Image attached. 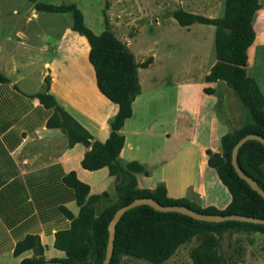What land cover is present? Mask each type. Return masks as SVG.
<instances>
[{
  "label": "trees",
  "instance_id": "obj_1",
  "mask_svg": "<svg viewBox=\"0 0 264 264\" xmlns=\"http://www.w3.org/2000/svg\"><path fill=\"white\" fill-rule=\"evenodd\" d=\"M36 8L46 13L70 14V30L83 37L88 45L87 60L93 70L97 91L117 107L108 124V137L100 143L91 141L88 132L48 94L47 77L43 79V91L33 95L43 108L51 111L46 128L59 129L65 135L68 147L74 144L89 147L80 166L87 171L105 167L108 175L115 180L114 199L111 200L106 193L87 197L88 187L79 182L72 172L62 178L63 184L73 190L79 210L75 218L62 210L70 220V225L67 230L55 233L53 248L63 252L64 258L52 259L51 262L100 264L105 253L107 226L113 213L139 198L152 199L162 206H182L199 214L241 215L264 219V201L237 177L229 162L233 145L244 135L254 134L264 139V99L255 82L245 72L246 50L255 38L252 20L260 8L258 0H223L222 14L216 18H206L182 10L171 14L180 27L195 23L213 27L214 64L203 77V81L224 83L242 105L246 106L254 121L252 126L223 135L220 138L221 153L205 151L206 165L213 169L230 197L229 203L221 211L213 207L201 209L187 198L169 199L162 184H157L152 190L138 188L135 175L147 176L148 172L137 162L124 163L118 159L123 144V137L118 131L130 117L131 103L140 93L136 70L138 67L145 68L151 58L138 66L125 45L108 30L105 18L104 30L99 35H94L84 26L82 14L74 4L39 5ZM3 82H7V79L0 74V83ZM237 166L264 192V147L261 144L252 140L246 141L237 151ZM107 202V207L97 212L96 206ZM229 228H251L264 233V225L235 221L206 223L176 213L156 212L148 206H137L124 212L116 223L108 264L119 255L150 264H162L179 246L200 233L209 235L203 237L200 243L202 248L191 253L192 264H226L220 252L217 255L214 249L219 251V237ZM26 250H32L36 258L25 259L18 264L44 262L41 258L42 248L36 237L26 236L17 242L13 255Z\"/></svg>",
  "mask_w": 264,
  "mask_h": 264
},
{
  "label": "crops",
  "instance_id": "obj_2",
  "mask_svg": "<svg viewBox=\"0 0 264 264\" xmlns=\"http://www.w3.org/2000/svg\"><path fill=\"white\" fill-rule=\"evenodd\" d=\"M69 31V28L58 27L43 33L40 46L51 50L49 55L41 62L20 65L19 74L14 77L0 69V74L7 79V82L0 83V264H18L22 260L36 258L32 250L13 255L15 244L26 236L38 239L44 262L64 258L63 252L53 248L54 235L67 230L70 225L62 210L72 218L79 210L73 190L62 182L65 175L72 172L79 182L85 184L87 197L102 193L109 197L114 195L115 180L108 175L107 168L84 170L80 162L89 147L81 144L68 147L66 137L59 129L46 128L51 111L43 108L33 97L43 91V79L47 77L48 94L88 132L91 141L103 143L108 137V124L117 107L108 102L96 86L94 88L95 83L85 86L79 80L80 76L72 74L68 61L69 37L73 40V34ZM49 40L53 43L50 44ZM54 60L61 66V75L50 70ZM216 83L221 82L203 81L202 89L213 88ZM139 96L140 93L135 99ZM133 102L130 117L118 131L123 137L118 159L124 163L137 162L148 172L147 176L135 175L137 187L152 190L157 184H162L169 199L192 195L201 209L213 207L223 210L230 197L213 169L206 165L208 139L204 135L198 136L195 127L202 114L200 106L192 108L190 114L178 109L173 122L167 126L154 123L147 130H139L140 124L134 115L139 111L133 109ZM187 115L197 118L188 125L185 123L181 129L176 125L177 118L186 119ZM188 129H192L189 134ZM141 136L146 138L144 145L154 143L146 151L147 157L138 153L135 143ZM170 141L178 147L169 149ZM186 143L197 152L198 165L184 152ZM213 153L219 152L214 150ZM177 164V173H173ZM156 171L157 179L152 182Z\"/></svg>",
  "mask_w": 264,
  "mask_h": 264
},
{
  "label": "rangeland",
  "instance_id": "obj_3",
  "mask_svg": "<svg viewBox=\"0 0 264 264\" xmlns=\"http://www.w3.org/2000/svg\"><path fill=\"white\" fill-rule=\"evenodd\" d=\"M258 2L261 8L252 20L256 37L247 49L245 72L255 82L264 99V0ZM66 4H74L80 10L84 26L94 35L104 30L105 18L108 30L125 45L138 66L151 58L145 68L138 67L136 70L140 96L133 102V109L139 111L134 112L140 124L139 130H147L154 123L167 126L173 122L178 109L190 114L192 108L198 105L202 113L199 124L195 126L198 136L204 135L208 139L207 150L221 153L220 138L223 135L253 125V118L246 106L224 83L202 89L201 76L214 64L213 27L196 23L180 27L171 16L172 12L182 10L206 18H216L222 14L223 0H0L2 71L6 70L10 77H14L19 74L20 65L41 62L49 55L51 50L40 46L41 35L49 33L52 28L70 29V14L46 13L36 6ZM69 32L73 34V40L69 37L68 63L71 72L80 76L79 80L85 86H93V70L87 60L86 41L76 33ZM59 68L61 66L57 60L51 62L52 73L61 75ZM196 118L195 115H187L186 119L177 118L174 122L184 129L185 123L188 125ZM191 132L192 129L188 134ZM139 140L137 138L135 142L138 153L147 157L146 151L154 143L144 145L146 138L142 136ZM174 147L178 146L170 141L168 148L172 150ZM184 152L198 165V154L189 143L185 144ZM178 168L179 164L173 173H177ZM157 173H154L152 182L157 179ZM139 188L146 189L142 186ZM186 198L198 206L192 195ZM110 199L113 200V196ZM107 205L108 202L97 205V212ZM207 235H196L179 246L162 264H192L191 253L202 248L200 243ZM219 246V251L216 248L214 250L217 255L220 252L226 264H264V233L251 228H229L221 233ZM111 264L150 263L119 255Z\"/></svg>",
  "mask_w": 264,
  "mask_h": 264
},
{
  "label": "water",
  "instance_id": "obj_4",
  "mask_svg": "<svg viewBox=\"0 0 264 264\" xmlns=\"http://www.w3.org/2000/svg\"><path fill=\"white\" fill-rule=\"evenodd\" d=\"M256 141L259 144H261L264 147V139L261 138L258 135L254 134H247L241 137L236 141V143L233 145L231 152H230V165L234 171V173L237 175L239 179L244 181L247 186L250 188V190L254 191L263 201H264V192L257 186V184L251 180L249 177L244 175L241 170L237 166V151L238 149L246 142V141ZM137 206H148L152 210L156 212H163V213H176L182 216H186L192 220L200 221V222H206V223H221L226 221H235V222H243V223H250V224H259L264 225V219L260 218H252V217H246L241 215H225V216H219V215H209V214H199L192 210L186 209L182 206L177 205H171V206H162L154 202L152 199L149 198H139L135 199L132 202L126 204L125 206H122L118 208L112 215L108 226H107V242L105 246V253L104 258L100 264H108L111 252H112V241H113V234H114V227L118 220L120 219V216ZM39 264H63L60 262H42Z\"/></svg>",
  "mask_w": 264,
  "mask_h": 264
}]
</instances>
